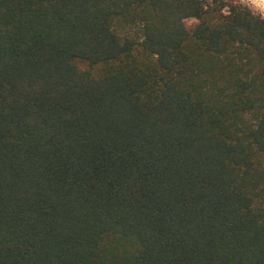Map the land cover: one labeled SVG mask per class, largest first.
I'll return each instance as SVG.
<instances>
[{
	"label": "trees",
	"instance_id": "1",
	"mask_svg": "<svg viewBox=\"0 0 264 264\" xmlns=\"http://www.w3.org/2000/svg\"><path fill=\"white\" fill-rule=\"evenodd\" d=\"M0 264H264V18L0 0Z\"/></svg>",
	"mask_w": 264,
	"mask_h": 264
},
{
	"label": "rangeland",
	"instance_id": "2",
	"mask_svg": "<svg viewBox=\"0 0 264 264\" xmlns=\"http://www.w3.org/2000/svg\"><path fill=\"white\" fill-rule=\"evenodd\" d=\"M233 3H239L248 7L256 14H260L264 18V0H229ZM196 20L188 19L184 22V26L190 31L196 25Z\"/></svg>",
	"mask_w": 264,
	"mask_h": 264
}]
</instances>
